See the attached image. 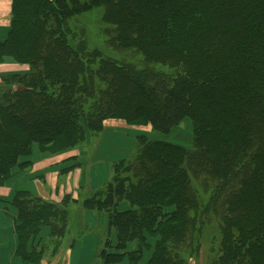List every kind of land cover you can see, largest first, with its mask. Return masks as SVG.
I'll list each match as a JSON object with an SVG mask.
<instances>
[{"label":"trees","instance_id":"trees-1","mask_svg":"<svg viewBox=\"0 0 264 264\" xmlns=\"http://www.w3.org/2000/svg\"><path fill=\"white\" fill-rule=\"evenodd\" d=\"M11 1L0 68L26 70L0 76V186L31 166L34 145L61 154L109 122L163 136L186 122L191 148L139 137L83 201L108 219L102 264H264V0ZM96 9L109 48L141 66L70 28ZM71 203L16 193L22 264H43L45 231L59 250Z\"/></svg>","mask_w":264,"mask_h":264},{"label":"rangeland","instance_id":"rangeland-1","mask_svg":"<svg viewBox=\"0 0 264 264\" xmlns=\"http://www.w3.org/2000/svg\"><path fill=\"white\" fill-rule=\"evenodd\" d=\"M102 15L103 10L96 9L91 13L77 16L71 21L70 28L78 34L77 36L79 38L81 34L91 49L101 50L105 56L111 57L112 59L141 66L143 58L135 54L133 51H114L112 48H109V34L107 31L110 33H112V31L103 25ZM24 68H21L22 70L19 69V72L26 70ZM7 69V71L10 70V68ZM2 74L5 73L3 70H0V76ZM142 136L150 139L170 141L186 148L192 147L191 130L189 124H186V122H184L169 136H163L156 134L150 127L129 128L124 124L113 121L107 123L105 131L99 135H93L88 132L87 142L79 146V148L75 151H80V153L82 152L83 155L81 156V161L88 162L89 165L90 161L92 164L103 161L106 165L111 163L108 165V168L100 166L102 180L104 181L105 178L109 179L111 174H113V164L132 157L137 147V139ZM76 175L78 176V174ZM75 183L76 181L72 184L74 185ZM198 186L201 189L199 184ZM94 190L95 189L91 190L88 186L81 189L79 191L81 200L91 197L95 193ZM85 211L86 210L83 208L81 203L78 205L71 204L68 208V213L71 219L68 234L64 242L60 245L61 247L59 250L57 247V249L55 248L54 243H47L49 240L46 242L48 251L43 264H102L100 258L98 257V252L101 248V242L107 238L108 219L104 213L89 212L88 214L87 211ZM87 214L90 215L88 219L92 222V225L89 223L88 227H82V224L80 223L85 219ZM44 233L48 234L47 231ZM92 235L97 236V244L96 242L95 244H91L92 240L89 239L95 237ZM212 236L213 232L211 231L210 239ZM209 247L210 245L205 247L206 253L209 250ZM67 249L73 252L71 262L70 260L68 262L67 256L64 255V253L62 256L60 254V251L66 252ZM193 264H196V262ZM201 264H208V261L205 259L204 262H201Z\"/></svg>","mask_w":264,"mask_h":264},{"label":"crops","instance_id":"crops-1","mask_svg":"<svg viewBox=\"0 0 264 264\" xmlns=\"http://www.w3.org/2000/svg\"><path fill=\"white\" fill-rule=\"evenodd\" d=\"M11 20L12 1L0 0V42H4L8 38ZM7 68H10V70L7 71ZM19 69L21 68L13 65H10V67L5 66L0 68V70H3L4 73L17 72ZM82 155V152L80 153V151L78 152L75 150L61 154L42 153L39 146L34 145L31 156L21 160L22 164L30 162L31 166L26 169L16 167L12 172V178L3 186H0V264H22L21 259L17 256V211L13 206V200L17 192L26 191L34 196H39L47 201L59 204L65 195H71L73 199L78 200V203L75 204L78 205L81 203L83 206V201L85 199L81 200L80 198L79 191L81 189L88 186L91 190L95 189L94 192L96 193L103 190L106 184L111 181L113 174H111L109 179L105 178L103 181L100 170V166L108 168V165L111 163L106 165L103 161L92 164L90 161L89 165L88 162L81 161ZM76 156L78 157V159H76L77 161L70 163L66 162L70 158H74ZM74 165H76L74 170L69 173L64 172V170L72 168ZM62 172L64 174H62ZM76 174H78V176ZM74 181H76V183L73 185L72 183ZM95 193L91 197H93ZM89 212L90 211H87L88 214ZM88 214L80 223L82 224V227H88L89 223L92 225V222L88 219L90 216ZM68 216L67 234L70 229L69 225L71 222L70 215L68 214ZM65 238L62 242H64ZM89 240H92L91 244H95V242L97 244L98 242L97 236L90 238ZM42 242L45 244L46 242H51L50 239H48V234L44 233V235H42ZM103 243L104 241L101 242L98 257L103 247ZM60 252L61 256L63 253L67 256L68 262L69 260L70 262L72 261V251L67 249L66 252Z\"/></svg>","mask_w":264,"mask_h":264}]
</instances>
